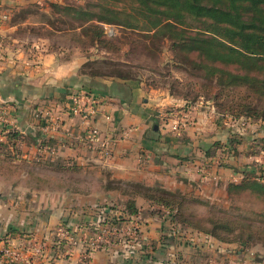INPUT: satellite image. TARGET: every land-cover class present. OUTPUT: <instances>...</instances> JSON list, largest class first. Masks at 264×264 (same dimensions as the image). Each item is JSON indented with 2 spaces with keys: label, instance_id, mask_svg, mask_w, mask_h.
I'll use <instances>...</instances> for the list:
<instances>
[{
  "label": "crops",
  "instance_id": "crops-1",
  "mask_svg": "<svg viewBox=\"0 0 264 264\" xmlns=\"http://www.w3.org/2000/svg\"><path fill=\"white\" fill-rule=\"evenodd\" d=\"M51 4L65 0H0L7 15L0 26V109L13 108L7 124H0V247L42 244L33 264H81L82 247L56 242L54 231L94 236L105 219L117 217L111 206L129 199L123 194L129 185L179 191L221 206L227 184L246 172L260 176L264 151L254 145L264 139V122L246 123L212 101L172 93L149 72L135 78L105 72L106 63L116 61L96 45H78L79 29L15 19L30 5L49 17ZM34 27L53 39L20 36ZM79 93L101 100L94 125L103 137L117 139L110 158L83 142L85 124L68 113L70 97ZM39 109H47L49 118H36ZM171 110L188 113V125L178 133L158 118ZM3 127L13 131L11 138ZM218 147L231 154L221 157ZM134 205L140 214L135 236L129 237L133 219L120 223L117 235L86 264L252 263L235 243L190 238L189 229L175 228L169 214L157 216L142 197ZM0 264L7 263L0 257Z\"/></svg>",
  "mask_w": 264,
  "mask_h": 264
},
{
  "label": "trees",
  "instance_id": "trees-1",
  "mask_svg": "<svg viewBox=\"0 0 264 264\" xmlns=\"http://www.w3.org/2000/svg\"><path fill=\"white\" fill-rule=\"evenodd\" d=\"M98 1L93 5L96 12L81 6L64 5L61 8L63 12L73 14L70 29H79L81 42L87 41L84 46L96 45L109 52L111 57L122 51L128 44L120 43L121 46L114 47L115 38L107 37L106 25L142 35L148 41V50L152 40L159 39L169 43L176 53L178 65L199 73L195 76L196 82L184 84L195 91L192 99L201 97L212 101L219 111L246 123L252 119L247 112V116H242L241 109L245 111L251 105L247 100L264 105V0ZM125 65L118 68L109 61L104 71L122 78L139 75L131 72L133 68L127 70ZM110 66L112 70H106ZM225 101L228 105L220 104ZM252 117L264 122V106ZM254 146L257 151H264V139L256 141ZM217 150L221 157L231 154L230 148L218 147ZM133 187L137 190L129 192L128 200L111 206L118 215L105 219L104 225L118 226L131 221L138 212L134 199L139 196L150 202L152 211L160 218L168 213L175 228L189 229L190 238L204 235L220 243H235L244 251L255 244L264 248L263 168H260V176L246 172L238 182L226 186L229 204L235 196H249L245 199L248 206H209L179 191L138 184ZM187 200L200 205L205 214L192 216L185 213L183 204Z\"/></svg>",
  "mask_w": 264,
  "mask_h": 264
},
{
  "label": "rangeland",
  "instance_id": "rangeland-1",
  "mask_svg": "<svg viewBox=\"0 0 264 264\" xmlns=\"http://www.w3.org/2000/svg\"><path fill=\"white\" fill-rule=\"evenodd\" d=\"M98 0H80V3L74 2L72 0H65V5L70 6H81L85 9L87 8L90 12H96V9L93 8L94 4H97ZM57 4H51L48 6V9L50 10L49 17H44L39 15V7L36 5H30L25 7L23 10L18 11L17 15L15 16L16 20L24 19V17L28 16L29 22H41L48 24L50 26H53L58 29H68L73 25V14L72 13H65L61 10L62 6L55 7ZM59 6V5H58ZM106 35H108L110 38L114 39V47L121 46L120 43L128 44L126 47V51L124 48L122 51H118V53H115L113 56V59L116 61V63H113L115 65H118V68L122 64H126L127 70L130 68H133L131 72L136 74L137 72L139 75L141 74H148L146 72H149L152 74V77H155L157 82H159L162 85H165L168 87V89H172L175 94L182 95L189 97V99L193 98V95H195V91H192L190 87L186 88L184 87V84L187 82L194 83L196 82L197 72L190 71L188 68L180 66L176 63L177 57L176 53H174L170 49L169 43L165 41H160L159 39L152 40V45L150 46V50H148V41H146L142 35L130 33L127 31H121L118 28L110 25L104 26ZM21 37H24L26 35L28 39H36V38H46L49 40L53 39V36L48 33H42L41 31H38L36 27L30 29L28 34H23L22 32L19 33ZM63 37V36H62ZM61 37V41L64 40V38ZM66 39V38H65ZM78 45L81 47H84V44L87 43V41H84L82 43L81 41H76ZM148 48H147V47ZM124 50V51H123ZM127 52V53H126ZM126 53V54H125ZM112 66L107 67L106 70H112ZM126 69V68H125ZM124 70V69H123ZM147 76V75H146ZM177 78H181L183 80L182 83H180ZM200 82V80H199ZM205 84V83H202ZM183 85V86H182ZM190 89V90H189ZM244 100V98H243ZM250 102L251 105H249V109L245 110L241 109L243 111L244 115L242 116H251V121H260L259 119H256L255 117H252V115L256 112L258 113L260 108H263V104L260 102H251L250 100H247ZM220 103V102H219ZM222 105H228V101L220 103ZM247 112V114H246ZM262 122V121H261ZM134 189L137 190V187H133L132 185H129L128 191L123 193L124 195H129L134 191ZM131 192V193H129ZM219 196V194H216L215 197ZM246 198H249V196L239 197L236 196L233 197V202L230 201V204L226 201L221 206L227 207V206H248ZM190 200V199H189ZM236 203V204H234ZM185 208V213L191 214L192 216H203L205 214V210L198 205L197 203H194L192 201H188L187 203L183 204ZM245 209V208H244ZM205 218V217H202ZM246 255L252 260L251 264H255V261L257 259L260 261L264 260V248H262L259 244L250 245L249 248L245 250ZM263 258V259H261ZM259 262V261H258Z\"/></svg>",
  "mask_w": 264,
  "mask_h": 264
},
{
  "label": "built area",
  "instance_id": "built-area-1",
  "mask_svg": "<svg viewBox=\"0 0 264 264\" xmlns=\"http://www.w3.org/2000/svg\"><path fill=\"white\" fill-rule=\"evenodd\" d=\"M7 19V15L0 12V26ZM1 44V42H0ZM102 105L101 100L90 93L74 94L69 99V104L66 106L69 115L79 118L85 124V132L82 135L83 142L87 143L92 149L96 150L102 157L110 158L113 148L116 144V137H103L100 131L94 125V120L98 115V108ZM11 106H5L0 109V124H7V120L12 112ZM189 111V110H188ZM36 118H49L47 109H39L35 113ZM109 117L104 116L107 121ZM160 123L164 128L172 133L180 132L188 125V113L186 112H166L159 117ZM3 135L8 136L13 131L3 127ZM125 134V132H123ZM168 214V213H166ZM139 212L133 216V224L129 231V237L133 238L136 234L137 219ZM118 233V227L109 223L105 224L97 230L92 237H76L64 228H57L53 235L56 242L66 241L71 246H81L82 252L80 261L81 264H86L93 252L102 249L104 244H107L111 237H115ZM44 246L42 244L35 245L31 248H19L11 243H6L0 247V257L7 264H33L43 254Z\"/></svg>",
  "mask_w": 264,
  "mask_h": 264
}]
</instances>
